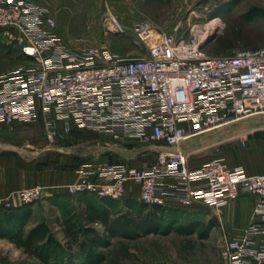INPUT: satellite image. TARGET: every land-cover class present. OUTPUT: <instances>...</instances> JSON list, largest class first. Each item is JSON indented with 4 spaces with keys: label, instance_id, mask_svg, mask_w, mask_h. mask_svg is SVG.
Returning a JSON list of instances; mask_svg holds the SVG:
<instances>
[{
    "label": "built area",
    "instance_id": "built-area-1",
    "mask_svg": "<svg viewBox=\"0 0 264 264\" xmlns=\"http://www.w3.org/2000/svg\"><path fill=\"white\" fill-rule=\"evenodd\" d=\"M47 13L30 0H0L2 41L40 65L0 76V123L42 119L51 147L74 131L86 130L120 143H156L160 152L155 162L142 167L96 164L98 169L91 171L84 166L77 182L55 190L34 186L15 191L0 198V210L20 209L62 193L122 200L129 183L139 186V201L148 206L165 207L178 198L217 213L252 194L258 197L253 220L224 242L222 258L225 264H264V174L248 175L219 158L191 169L181 148L198 135L264 115V47L208 56L203 50L206 26L195 25L189 37H176L139 20L132 34L143 56L92 49L64 65L60 55L57 61L44 58L46 46L33 42ZM47 23L56 26L53 18ZM104 27L109 35L128 34L111 14L105 16Z\"/></svg>",
    "mask_w": 264,
    "mask_h": 264
},
{
    "label": "rangeland",
    "instance_id": "rangeland-1",
    "mask_svg": "<svg viewBox=\"0 0 264 264\" xmlns=\"http://www.w3.org/2000/svg\"><path fill=\"white\" fill-rule=\"evenodd\" d=\"M135 10L139 20H148L161 32L171 33L176 37H189L195 25L207 28L209 23L221 19L219 28L207 36L212 37L203 48L208 56H223L236 50L264 47V0H137ZM254 10H260L262 15L249 18L248 14ZM104 19L105 17L102 19L100 15L95 29L100 32L99 36L102 35L105 48L116 50L127 46L130 40L134 41L132 33L127 36L106 34ZM204 32L208 33L207 29ZM0 40V76L28 65L18 47L3 42L1 36ZM257 128L260 129L257 131H264L261 129L264 128V115L198 135L186 140L181 148L187 153L190 161L210 159L212 156L223 154L232 143H240L241 138H232L237 133H246ZM121 144L92 132L74 131L53 148L63 149L75 165H80L89 160H100L123 152L125 149ZM130 147H135L129 155L134 156L135 165L139 166L155 162L160 151L159 145L152 142L138 141ZM86 199L97 204L103 200L114 205L116 209L112 218L129 214L135 221L141 220L137 210L126 207L124 198L113 200L87 194H61L23 207L29 212L26 231L39 222L46 221L57 238L64 242L61 224L68 218V212L83 213ZM152 210L153 207L148 206L142 216ZM0 211L3 213L6 210ZM164 218L157 233L145 234L130 228L126 230L125 236L110 237V246L101 249L104 260L100 264H225L222 258L224 243L220 240L218 227L213 229V225L208 235L202 236L212 220L208 221L207 217L202 218L191 212L171 210H167ZM191 225H195L193 233L178 230L180 227ZM93 227L104 234L105 227L102 224H95ZM73 253H78L76 247L73 248ZM74 263L79 264L76 258ZM0 264L42 263L10 240L0 237Z\"/></svg>",
    "mask_w": 264,
    "mask_h": 264
},
{
    "label": "crops",
    "instance_id": "crops-1",
    "mask_svg": "<svg viewBox=\"0 0 264 264\" xmlns=\"http://www.w3.org/2000/svg\"><path fill=\"white\" fill-rule=\"evenodd\" d=\"M30 2L48 11L47 15L37 24V33L33 35L34 43L46 46L44 51L46 59L57 61L60 55L63 57L61 62L67 65L70 63V58H82L92 49L100 53L109 52L119 57L131 58L143 56L145 53L131 40L127 46L109 50L104 47L102 35L99 36L100 32L95 29L100 15L103 19L111 14L128 30V34L132 33L135 23L139 21L135 10L137 0H30ZM49 18L56 21L54 28L49 27L47 23ZM19 50L28 63L19 69L40 67L33 58L23 54L20 48ZM96 60L101 61L102 57L98 56ZM58 124L60 127L63 126L61 122ZM257 130L260 129H251L246 133L234 135L232 138H241V142L232 143L221 155L198 161L189 160L190 168L195 169L209 160L219 158L223 159L229 167H242L248 175L264 174V131ZM137 142L122 143L125 150L117 155L75 165L70 155L66 154L63 149L53 148L47 144L46 129L42 119L34 124H25L20 121L12 124L0 123V198L34 186L55 190L77 182L80 178V169L84 166L91 171L98 169L96 164H124L130 167H142L146 164L135 165L134 156L129 155L135 149L130 146H134ZM124 199L140 202L139 186L129 183ZM257 202L256 195L244 194L215 213L205 204H185L176 198L168 200L164 208L171 211L191 212L202 218L207 217L208 221L212 220L211 227L215 225L213 229L218 227L220 240L224 243L235 236L239 230L250 225ZM84 207L86 208L85 204ZM255 248L260 249L258 243Z\"/></svg>",
    "mask_w": 264,
    "mask_h": 264
},
{
    "label": "trees",
    "instance_id": "trees-1",
    "mask_svg": "<svg viewBox=\"0 0 264 264\" xmlns=\"http://www.w3.org/2000/svg\"><path fill=\"white\" fill-rule=\"evenodd\" d=\"M260 15V10H254L248 17ZM59 195L61 194L56 196ZM84 204L86 208L83 213L70 211L68 218L61 224L64 242L57 238L46 221L39 222L27 232L29 212L25 208L6 210L3 213L0 211V237L10 240L42 264H75V258L79 264H100L104 260L101 249L110 246V237L125 236L126 230L130 228L145 234L157 233L167 212L164 207L155 206L150 213L142 216V212L148 208L146 204L126 201L127 208L137 210L141 219L137 222L129 214L112 218L116 208L103 200L97 204L86 199ZM95 224L105 227L104 234L93 227ZM194 226L180 227L178 230L193 233ZM210 228L211 225L202 236H207ZM74 247L78 249V253H73Z\"/></svg>",
    "mask_w": 264,
    "mask_h": 264
},
{
    "label": "bare ground",
    "instance_id": "bare-ground-1",
    "mask_svg": "<svg viewBox=\"0 0 264 264\" xmlns=\"http://www.w3.org/2000/svg\"><path fill=\"white\" fill-rule=\"evenodd\" d=\"M221 19H216V20H214L213 21V23H211V24H208L207 25V31H208V33L206 32L205 34H204V36H205V38H207V36L213 31V30H216V29H218L219 28V26L221 25Z\"/></svg>",
    "mask_w": 264,
    "mask_h": 264
},
{
    "label": "water",
    "instance_id": "water-1",
    "mask_svg": "<svg viewBox=\"0 0 264 264\" xmlns=\"http://www.w3.org/2000/svg\"><path fill=\"white\" fill-rule=\"evenodd\" d=\"M212 39V37L210 36V37H208L207 38V40H206V42H208L209 40H211Z\"/></svg>",
    "mask_w": 264,
    "mask_h": 264
}]
</instances>
